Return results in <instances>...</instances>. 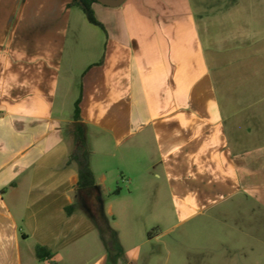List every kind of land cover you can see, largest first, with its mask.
Returning <instances> with one entry per match:
<instances>
[{
	"label": "crops",
	"instance_id": "obj_1",
	"mask_svg": "<svg viewBox=\"0 0 264 264\" xmlns=\"http://www.w3.org/2000/svg\"><path fill=\"white\" fill-rule=\"evenodd\" d=\"M92 10L0 0V264H117L102 229L122 248L151 202L164 245L263 190L264 0Z\"/></svg>",
	"mask_w": 264,
	"mask_h": 264
},
{
	"label": "rangeland",
	"instance_id": "obj_2",
	"mask_svg": "<svg viewBox=\"0 0 264 264\" xmlns=\"http://www.w3.org/2000/svg\"><path fill=\"white\" fill-rule=\"evenodd\" d=\"M258 185L261 194L251 191L241 205L178 224L164 236V245L149 241L158 230L146 226L159 223L151 202L133 220L135 234L124 237L126 246L119 248L108 227L102 229L106 251L117 264H264V178Z\"/></svg>",
	"mask_w": 264,
	"mask_h": 264
},
{
	"label": "trees",
	"instance_id": "obj_3",
	"mask_svg": "<svg viewBox=\"0 0 264 264\" xmlns=\"http://www.w3.org/2000/svg\"><path fill=\"white\" fill-rule=\"evenodd\" d=\"M73 3L81 7L90 24L103 28V26L96 20L94 12L92 10V5L94 3H97L96 0H79V1L73 0ZM78 113H79L78 106L76 104L75 113H74L75 120H79ZM80 146H81V150L78 153L70 156L67 163L74 162L77 165L78 176H79L78 189L91 190L95 188V178L89 166V154L81 141H80ZM42 252H44V250L39 248L37 250L38 256L41 257Z\"/></svg>",
	"mask_w": 264,
	"mask_h": 264
},
{
	"label": "water",
	"instance_id": "obj_4",
	"mask_svg": "<svg viewBox=\"0 0 264 264\" xmlns=\"http://www.w3.org/2000/svg\"><path fill=\"white\" fill-rule=\"evenodd\" d=\"M96 1L99 4L108 6V7H118L124 2V0H96Z\"/></svg>",
	"mask_w": 264,
	"mask_h": 264
}]
</instances>
